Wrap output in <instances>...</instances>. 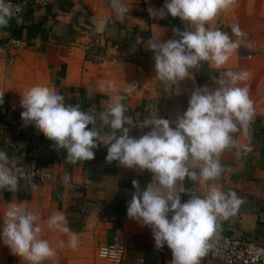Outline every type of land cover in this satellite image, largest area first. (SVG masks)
<instances>
[{"label": "crops", "instance_id": "1", "mask_svg": "<svg viewBox=\"0 0 264 264\" xmlns=\"http://www.w3.org/2000/svg\"><path fill=\"white\" fill-rule=\"evenodd\" d=\"M82 3L96 24L108 19L107 27L98 31V43L91 45L88 35L76 27L71 6ZM165 0H121L128 8L123 19H117L110 0H57L50 7L27 11L20 19H11L0 28V44L9 39L25 42L22 48L0 50V92L4 103L0 112L13 122L14 152L12 164H24L36 159L41 168L51 174V181L35 187L19 183L18 190H0V224L10 204H23L38 213L41 223L59 212L67 218V226L77 234L78 246H69L70 237L58 230L44 228L43 237L55 249L54 258L43 264H115L97 256L100 247L119 242L124 245L123 259L118 264H171L172 253L165 245L157 249L151 229L127 216V206L135 189L151 182L152 174L139 169H127L118 162H106L107 147L98 142L92 160L73 164L66 159L64 149H56L34 125L25 126L20 113L21 95L36 85L54 89L65 97L66 105H79L81 111L94 109L101 137L111 129L103 126L99 114L112 102L116 93L101 90V82L114 81L125 95L122 101L125 115L136 125L130 135L139 138L149 128L142 121L155 113L172 109L183 114L191 92L208 86L214 90L216 79L227 70L251 73L237 86H247L253 101L254 114L247 129L234 133L237 147L220 155L224 168L221 176L205 183L202 179L178 182L183 187L181 203L190 195L203 196L208 185L222 191H234L242 203L227 218H218L213 236L246 237L264 245V0H236L234 6L222 11L206 25L229 33L238 24L245 33L240 47L224 66L217 69L205 62L204 69H189V76L177 83L160 81L155 76L153 52L148 48L151 38L160 42L179 37L174 30H194L188 22L171 23V15L163 19L145 14L143 7L161 9ZM166 11V10H165ZM137 89L125 93L127 84ZM127 126V125H125ZM92 127L91 125L88 126ZM241 145H247L244 150ZM239 150V155L237 154ZM198 171V169H196ZM67 177V179H66ZM171 214H169V219ZM60 241L64 246L58 247ZM139 259H144L140 262ZM0 264H29L0 240ZM199 264H218L210 258L209 249Z\"/></svg>", "mask_w": 264, "mask_h": 264}, {"label": "clouds", "instance_id": "2", "mask_svg": "<svg viewBox=\"0 0 264 264\" xmlns=\"http://www.w3.org/2000/svg\"><path fill=\"white\" fill-rule=\"evenodd\" d=\"M235 3L236 0H165L161 9L148 8L150 16L163 19L171 15L194 26V30H174L178 39L165 42L150 39L148 48L153 52L156 78L177 83L201 62H209L217 69L224 66L240 47L239 39L245 33L238 24L233 25L231 32L238 38L234 41L229 33L206 25ZM110 5L117 19L122 20L128 12L121 0H110ZM13 7L9 0H0V28L8 26ZM107 23V18L101 19L96 30L103 31ZM250 76L247 70H227L216 79L218 86L214 90L208 86L195 88L186 111L174 121L157 118L155 113L145 118L142 129L150 131L139 138L130 135L136 125L125 115L122 103L125 95L117 90L114 81L100 84L102 91L116 93L99 114L102 125L111 129L103 137L95 114L81 111L79 105H66L62 94L46 86H32L23 92L19 103L24 110L20 117L25 126L34 125L53 141L56 149H64L67 161L73 164L94 159L93 150L102 142L107 147L106 162L116 161L127 169L149 171L152 179L146 186L132 181L135 191L127 206V216L151 229L157 249L166 245L171 250V264H199V259L211 247L209 240L218 218L234 214L243 201L234 191L224 192L208 185L205 195L192 194L181 203L180 194L187 190L183 187L178 190L177 185L185 179H202L207 183L221 176L224 171L221 153L237 147L233 134L243 130L247 135L254 114L248 87L237 86ZM135 89V84H127L124 92ZM3 96L4 92H0V105L4 103ZM240 147L249 150L247 145ZM13 167L17 164L10 163L7 152L0 149V190H18L22 176L14 173ZM45 227L68 235L71 248L78 246L77 234L67 226V218L62 213L51 215L42 224L40 215L23 204H10L5 210L0 240L12 254L23 257L29 264H43L56 255L42 235ZM63 246L60 241L58 247ZM104 255L106 251L102 250L101 256Z\"/></svg>", "mask_w": 264, "mask_h": 264}, {"label": "built area", "instance_id": "3", "mask_svg": "<svg viewBox=\"0 0 264 264\" xmlns=\"http://www.w3.org/2000/svg\"><path fill=\"white\" fill-rule=\"evenodd\" d=\"M57 0H9L13 7V16L11 19H20L27 11L33 9L46 8L54 5ZM16 7L19 11H16ZM149 7L144 6L145 14ZM71 13L76 27L83 34L89 36L91 45L98 43L99 32L96 30V22L94 17L89 13L87 8L79 2H75L71 6ZM171 23H179L178 17H171ZM25 42L17 39H9L8 42L0 44V50L22 48ZM205 62L195 67L198 70L204 69ZM135 84V83H134ZM92 113L94 109L89 110ZM87 111V112H89ZM14 127L12 119L6 114L0 112V149L7 152L10 163H12L11 155L14 152ZM78 162V163H84ZM12 171L21 175L19 183H25L28 186L33 184L42 185L49 183L52 179L51 174L43 170L36 159L29 160L24 164H17ZM220 227L216 226V229ZM211 247L209 248L210 258L214 259L218 264H264V245L256 243L246 237H230L219 236L209 240ZM105 250L106 255L101 256V251ZM124 255V245L114 242L110 246L100 247L97 250V256L108 262L118 264L122 261ZM144 262V259H139Z\"/></svg>", "mask_w": 264, "mask_h": 264}, {"label": "rangeland", "instance_id": "4", "mask_svg": "<svg viewBox=\"0 0 264 264\" xmlns=\"http://www.w3.org/2000/svg\"><path fill=\"white\" fill-rule=\"evenodd\" d=\"M158 114L160 115V118L169 119L171 121H174L178 115H182L181 112L179 113V111H175L173 109L171 112H168V113L159 112ZM170 126L174 127V125H170Z\"/></svg>", "mask_w": 264, "mask_h": 264}]
</instances>
